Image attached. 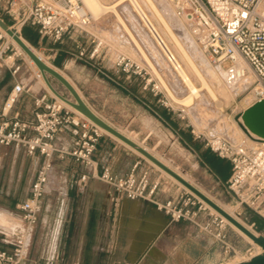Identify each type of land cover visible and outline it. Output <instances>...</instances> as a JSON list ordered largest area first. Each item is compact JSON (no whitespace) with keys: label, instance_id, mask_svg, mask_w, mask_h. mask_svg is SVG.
Masks as SVG:
<instances>
[{"label":"crops","instance_id":"1","mask_svg":"<svg viewBox=\"0 0 264 264\" xmlns=\"http://www.w3.org/2000/svg\"><path fill=\"white\" fill-rule=\"evenodd\" d=\"M24 30L31 34L34 45L47 54L48 59L79 90L87 105L102 119L133 138H141V144L153 135L160 137L168 134L175 137L184 149L196 154L200 164L208 170L212 169L211 172L218 176L220 182L227 181L230 173L223 179L209 161V158L219 161L224 159L218 158L208 149L204 150V146L187 134L186 124L180 115L159 99L150 84L144 88L138 76H127L111 65H99L97 60L78 58L75 45L77 36H65L64 39H74V44L72 40L70 46H67L64 41L53 44L46 38H40L31 26H25ZM35 77V82L29 87L12 76L7 66L0 64V109L13 85L20 82L28 87V92L18 97L9 116L31 119L33 99L46 91L44 84ZM131 101L138 104L134 112L131 109L133 105L128 103ZM115 105H120L124 120H118L110 110ZM74 136L73 130L67 127L58 135L57 146L69 149ZM69 159L75 167L72 171L74 179L67 183L66 188L58 187L63 180L53 176L55 163L61 160L54 159L47 170L38 219L27 234V252L21 264H39L51 258L60 264L219 263V243L191 223L170 222L151 203L120 197L110 186V193L116 200L105 203L107 198L104 194L92 189V185L101 181L91 176L99 174L107 166L113 174L119 176L134 167L136 173L147 170L151 178L159 180L160 187L155 198L160 201L181 192L180 186L158 174L159 170H155V167L151 169L132 150L104 134L98 140L90 163L83 164L73 158ZM5 164L6 189L0 188V241L3 248L10 250L26 229L18 208L29 196L31 185L44 165V157L39 154L28 155L23 148L0 146V172ZM82 174L89 176L86 184L79 181ZM21 184L25 187L20 193ZM58 195L63 196L61 201ZM51 198L55 200V207L51 205ZM49 217L53 219L49 221ZM44 223H48L49 228H37ZM143 228H147L146 235L143 234ZM148 237L151 243L144 246ZM33 243H37L38 251L31 257L30 248Z\"/></svg>","mask_w":264,"mask_h":264},{"label":"built area","instance_id":"2","mask_svg":"<svg viewBox=\"0 0 264 264\" xmlns=\"http://www.w3.org/2000/svg\"><path fill=\"white\" fill-rule=\"evenodd\" d=\"M168 1L176 16L189 23L193 36L212 64L234 66L239 59L245 62L246 71L254 77L253 102L264 100V0ZM0 11L12 22L9 25L11 30L19 33L24 26H31L40 38H46L53 44L62 42L65 36L79 37L87 33L86 28L93 21L81 0H0ZM154 40L158 43L155 37ZM92 42L94 45L87 50L75 41L78 58L92 61L98 57L102 43ZM10 45L11 42L0 32V64L4 66ZM166 58L170 63L174 59L170 53ZM114 64L127 76L140 77L142 74V69L125 55H118ZM8 69L15 76L19 67ZM26 92L28 87L15 83L2 104L0 146L23 148L28 155L39 154L44 157V165L31 185L29 196L18 208L26 229L10 250L3 248L0 241V264H21L25 259L27 234L38 219L51 162L70 157L83 164L90 163L98 140L104 135L96 125L59 104L47 90L33 99L31 119L9 116L18 97ZM67 127L75 136L71 147L63 149L57 146L56 139ZM204 146L218 158L229 162L230 174L225 187L237 206L264 216V139L258 138L254 147L242 149L223 137L211 136ZM91 177L109 185L120 197L151 203L170 222H189L211 236L220 245L218 264H242L264 254V248L258 245L240 253L237 260L239 251L232 240L229 225L183 188L173 197L161 201L156 199L160 183L158 179L151 178L147 170L136 173L134 167L119 176L106 166ZM88 180L87 174L80 175L82 184ZM39 264L60 263L51 258Z\"/></svg>","mask_w":264,"mask_h":264},{"label":"rangeland","instance_id":"3","mask_svg":"<svg viewBox=\"0 0 264 264\" xmlns=\"http://www.w3.org/2000/svg\"><path fill=\"white\" fill-rule=\"evenodd\" d=\"M100 1L106 6H111L116 3L117 0ZM137 1L140 3L141 7L151 19L155 27H158L157 29L159 33L161 32L160 34L166 39L170 47L173 49L174 47L169 37L165 32H163L159 22L157 21L149 7L146 5V3L143 0ZM154 2L157 7L165 13L167 19L172 25L175 34L180 39V41L183 43L186 42L184 44L188 46L187 49L190 52H193L195 48L196 51H200L201 53V50L199 49L195 38L191 34L188 25L173 15L169 7L167 6L165 0H154ZM117 15L120 16V18L125 23L126 27L132 32L137 42L140 44L143 51L146 53L150 61L157 69L158 73L160 74L161 78L163 79L171 93L178 99H182L184 96H186L188 93L187 88L184 86L181 79L178 77L176 71L173 70L171 64L169 62L167 63L165 55L162 51H160V47L146 28L141 16L138 12H136L135 8H133V5L130 3L129 0H123L118 5H116L115 12L113 10H105L97 18H93L92 24L86 28L87 33H83L81 37H77L75 41L81 43L87 50H90L91 47L94 45L92 41H100L102 44L99 49V55L96 59H94L97 60V63L99 65H111L113 68H116L114 63L116 61L117 56L120 54L125 55L133 63L137 64L142 69L140 79L143 84H150V86L154 88V91L157 93L159 99H161L162 102L166 106H168V108H170L175 114H179L180 117H183V119L181 120L186 124L185 128L187 129V134L190 135L192 138H195L202 146H204V143L207 138H210L211 136H219L225 138L233 144H236L237 146L239 145V147L241 148L243 147V145L246 144L247 149L253 147L252 145H250V143H247V139L249 136L242 132V129L239 127L238 121L241 112L247 107H249L254 101L252 94L253 83L250 85H246V87H244L241 91L238 92L234 91V89H232L233 86L229 83H227L228 86L223 85L221 79H224L226 76V80H228L229 78V81L231 79H235L233 73L231 74V67L214 65L210 62L209 57L207 55L201 53L200 57L202 58L203 55L202 59L204 61H202L199 56L196 57V61L199 63V65H203L204 63L203 67L201 65L200 67L202 68V71L209 85L212 87V90L214 91L217 99L213 100L209 96V94H206L207 92L201 90L199 97L194 99L195 101H193V104L191 106H185L180 102L176 103L171 98L169 92L163 86L162 82H160L158 76H156V74L152 71L151 66L145 60L142 52L135 46L132 38L129 36L122 22L119 21ZM0 17L6 23H8V25H12V22L8 19L6 15L0 14ZM19 33L23 38L22 30H20ZM186 39L189 40L186 41ZM26 41L32 48H34L40 54V56H42L43 59H45L54 68L58 69L54 66L51 60L48 59L47 54L43 53L41 50H39V48H37L34 44L30 43L28 40ZM63 41L64 45L66 44L67 46H70V41H72L74 44V39L68 38L64 39ZM188 42H190L191 44L189 43L188 45ZM196 51H194L193 54ZM8 55H11L13 58L11 62L6 61ZM177 56L181 60V57L178 54ZM4 63L6 64L5 66H8V68H11L12 66L13 68L17 66L19 67V70L17 71L15 76L18 80H21L24 85H28L29 87H31V84L35 82V75L37 73L36 66H31L25 56L17 53V50L14 49L11 45L10 50L6 53ZM219 67L222 70H218ZM187 71L194 84L196 86H199L200 83L197 77L194 76L189 70ZM116 75L118 76L119 74ZM49 80L53 87L60 94L65 97H69V93L63 88L60 83L50 77ZM38 81L44 84L41 78L38 79ZM224 86L226 89L224 88ZM128 103H130V105H133V107L131 106V109L134 112L136 109H134V107H138V104L134 101ZM110 110L112 111V113L115 114V117L118 120H124V116L122 115V111L120 110V105L110 107ZM154 129L157 130V128ZM135 138L140 142L142 141L141 138L134 137V139ZM143 144L146 146V148H150L154 152V154L163 159L172 168L177 170L184 177H186L188 180L198 186L202 191H204L206 194H208L226 209L233 212L252 230H254L260 238L264 239V216L250 209L238 207L233 196L226 190L225 183L220 182V180L217 178V175L214 176V174L211 172L212 169L208 170L204 165L200 164L198 162V157L196 156V154L191 153L187 149H184L175 137H172L168 134H162L160 137L153 135L148 139L147 142H143ZM205 149L206 148L204 146V150ZM134 154L138 158L141 157L135 152ZM69 158L70 157L59 159L61 161L55 163V174H53V176L58 177V179L61 178L63 180L62 184L58 185V187L66 188L67 183L70 180L74 179V177L72 176V171L75 169V167L74 164L71 163ZM142 160L144 161L145 159L143 158ZM209 161L212 167L218 169V171L220 172V176L223 179L228 176V174L230 173V164L227 160L219 161L215 158H209ZM146 164L151 169H154V167H152L147 161ZM6 167L7 165L5 164L4 169L0 172V188L4 187L5 189V181L7 175ZM157 172L158 174H162L164 178L170 180L175 184L174 181L164 175L160 170ZM23 177V181H25L26 173L23 174ZM24 187V184H21L19 186L20 193L23 192ZM92 189L97 190L101 194H104V196L107 198V201L105 203H110L111 201L116 200V198H113V196L110 194L106 184L102 182H98L96 185H92ZM58 199L61 201V199H63V196L58 195ZM51 202L52 207H55L56 204L53 198H51ZM118 202L119 200L117 199V206ZM51 219H53V217L48 218L49 221ZM258 227H260L261 229L258 230ZM37 228H49V226L48 223H44L42 225H38ZM135 229L136 228H134V230ZM146 231L147 230H143V234L146 235ZM230 231L232 240L236 243L237 249L239 251V254L236 256L237 260L240 257V253H244V251L248 249L256 248L253 244L247 242L232 228L230 229ZM148 243H150V241H145L144 246L145 244L149 245ZM37 251V243H33L30 248L31 257L33 255H36Z\"/></svg>","mask_w":264,"mask_h":264},{"label":"bare ground","instance_id":"4","mask_svg":"<svg viewBox=\"0 0 264 264\" xmlns=\"http://www.w3.org/2000/svg\"><path fill=\"white\" fill-rule=\"evenodd\" d=\"M82 3L84 4L85 8L87 9V11L90 13L92 19L97 18L102 12H104L105 10H113L115 12V6L118 5L121 1L123 0H117L116 3H114L111 6H106L104 5L100 0H81ZM130 3L133 5V8H135L136 12L139 13V15L142 18L143 23L145 24V26L147 27L148 31L150 32V34L153 36V38L155 37V39L157 40V44L160 47V51L163 52V54L165 55H169V53L173 56L174 59L171 60V66L173 67V70L176 71L178 77L181 79L182 83L184 84V86L187 88L188 93L186 96H184L182 99H178L176 98L171 91L169 90V88L167 87V85L165 84V82L163 81V79L161 78L160 74L158 73L157 69L155 68V66L153 65V63L150 61L149 57L146 55V53L143 51L142 47L140 46V44L137 42L136 38L134 37V35L132 34V32L126 27L125 23L123 22V20L120 18V16L117 15L119 21L122 22V24L124 25L125 29L127 30L129 36L132 38L135 46L142 52L145 60L149 63V65L151 66L152 71L156 74V76H158V79H160V82H162L163 86L167 89V91L169 92L171 98L177 103L180 102L181 104L185 105V106H191L193 104V101H195V98L199 97L200 91L204 90L205 92H207L206 94H209V96L213 99L216 100V95L214 93V91L212 90V87L209 85L203 71L202 68L200 67L199 63L196 61V57H200L201 53L205 54L199 43L197 42L200 51H196L195 48L193 50L196 51L194 54L193 52L189 51L187 49V45H185L184 43L186 42H181L180 39L177 37V35L175 34L172 25L170 23V21L167 19L166 15L164 12H162L157 5L155 4L154 0H143L146 5L149 7V9L151 10V12L153 13V15L155 16V18L157 19V21L160 24L161 29L163 30V32H165L167 34V36L169 37L171 43L173 44V49L170 47V45L168 44V42L166 41V39L159 33L158 31V27L156 28L155 25L153 24V22L151 21V19L148 17V15L146 14V12L143 10V8L141 7L140 3L137 0H129ZM167 6L169 7L170 11L173 13V15L176 18H179L178 16H176L174 9L172 7V5L170 4V2L168 0H165ZM166 11V10H164ZM168 11V9H167ZM167 13V12H166ZM116 16V14H115ZM180 20H182L185 24L188 25L189 30L191 32L190 29V25L188 22H186L184 19L179 18ZM135 28V26H134ZM141 29V27H140ZM136 30V29H135ZM0 32L8 39V41L11 42L12 46L14 49L17 50V53L22 54L25 56V58L27 59L28 63L31 66H36L34 64V62L31 60V58L21 49V47L19 46V44L8 34H6V32L4 30H2L0 28ZM17 34L18 31H16ZM163 34V33H162ZM192 34V32H191ZM193 35V34H192ZM194 37V36H193ZM195 38V37H194ZM160 39L162 40V42L164 44H160ZM20 40L38 57L40 58L46 65L50 66L51 68H54L52 65H50L45 59L42 58V56H40V54L34 49L32 48L29 43L21 37L20 35ZM189 39H186V41ZM191 40V39H190ZM192 42V41H191ZM190 42H188L187 44L189 45ZM191 44V43H190ZM197 46V47H198ZM16 47V48H15ZM198 49V50H199ZM177 54L181 57V60L178 58ZM206 55V54H205ZM203 58V55H202ZM200 57V59H202ZM12 56L8 55L7 57V62H11L12 61ZM167 63L168 60L167 58H165ZM198 59V60H200ZM202 61H204L202 59ZM167 65V64H166ZM204 65V63H203ZM203 65H201L203 67ZM231 67V74L233 73L234 76V80L233 81H229L226 80V77L224 79H221V82L223 85L228 86L227 83L231 84L233 86L232 89H234V91L238 92L241 91L244 87H246V85H250L253 83L254 77L251 74L250 71H246L247 69V65L245 64V62H243L241 59H239L236 64L234 66H230ZM37 68V67H36ZM56 69V68H54ZM59 73H61L58 69H56ZM189 70L194 76L197 77V79L199 80V86H196L194 84V82L192 81L188 71ZM211 70V69H210ZM218 70H222L220 67L218 68ZM208 71V70H207ZM229 71V70H228ZM36 76L37 78H41L43 83L45 84L40 72L38 71V69L36 70ZM227 72V71H226ZM241 72H243V74H241ZM175 73V72H174ZM210 73V71H209ZM62 74V73H61ZM229 74V73H228ZM67 80L68 78L62 74ZM227 75V74H226ZM48 76V75H47ZM230 77V75H229ZM49 79V76H48ZM69 81V80H68ZM70 82V81H69ZM71 83V82H70ZM72 84V83H71ZM73 85V84H72ZM224 86V88H225ZM45 89H47V91L57 99L58 103L71 109L73 112H75L80 118L86 119L89 122L93 123L92 121H90L88 118H86L82 113H80L79 111H77L76 109L72 108L70 105H68L66 102H64L63 100L57 98L56 96H54V94L48 89V87L45 84ZM73 87L76 89V91L78 92V94L80 95V97L82 98V100L84 101L83 96L80 94L79 90L73 85ZM226 89V88H225ZM85 102V101H84ZM86 103V102H85ZM87 105V103H86ZM88 106V105H87ZM89 107V106H88ZM90 108V107H89ZM91 109V108H90ZM92 110V109H91ZM245 110V109H244ZM243 110V111H244ZM93 111V110H92ZM242 111V112H243ZM241 112V113H242ZM95 113V112H94ZM96 114V113H95ZM241 115V114H240ZM100 117V116H99ZM101 118V117H100ZM239 121V127H240V123L242 122L241 116L238 119ZM107 122V121H106ZM109 123V122H108ZM94 124V123H93ZM110 124V123H109ZM95 125V124H94ZM111 125V124H110ZM98 127V126H97ZM100 129L101 132H103L104 134L109 135L111 138H113L114 140H117L118 142H121L122 144H124L126 147H128L129 149H131L132 151H134L135 153H137L138 155H140L136 150H134L133 148L129 147L127 144L123 143L122 141H120L119 139H117L116 137H114L113 135L109 134L107 131H105L104 129L98 127ZM241 128V127H240ZM242 129V128H241ZM122 134H124L125 136H127L129 139H131L132 141L136 142L138 145L144 147L146 150H148L152 155H154L156 158H158L160 161H162L164 164H166L168 167H170L172 170H174L176 173H178L180 176H182L185 180H187L189 183H191L193 186H195L199 191H201L204 195H206L210 200H212L216 205H218L220 208H222L225 212H227L231 217H233L238 223H240L243 227H245L247 230H249L252 234L258 236V234L252 230L246 223H244L239 217H237L233 212L229 211L228 209H226L224 206H222L220 203H218L216 200H214L212 197H210L208 194H206L204 191H202L198 186H196L194 183H192L190 180H188L186 177H184L181 173H179L177 170H175L174 168H172L168 163H166L163 159H161L160 157H158L156 154L152 153L148 148H146L143 144H141V142L137 141L136 139L132 138L131 136H129L127 133L120 131ZM243 133L247 134L249 137L247 139V143H250V145H252L253 147L256 145L258 137H256L254 134L252 133H246L244 130H242ZM230 142V141H229ZM231 143V142H230ZM243 143V142H242ZM246 143V142H245ZM233 144V143H232ZM236 145V144H234ZM247 145V144H246ZM243 145L242 149H247V146ZM239 146V145H238ZM142 158H144L142 155H140ZM148 163H150L153 167H155L156 169L160 170L164 175H166L168 178H170L172 181H174L176 184H178L180 187H182L183 189H185L187 192H189L190 194H192L194 197H196L201 203H203V205L208 208L211 212L217 214L218 216H220L212 207H210L208 204H206L204 201H202L200 198H198L197 196H195L193 193H191L187 188H185L182 184H180L178 181H176L173 177H171L170 175H168L167 173H165L164 171H162L160 168H158L156 165H154L152 162H150L148 159L144 158ZM109 189L110 192V188L109 185H106ZM111 194V193H110ZM112 195V194H111ZM224 222H226L235 232H237L240 236H242L247 242L253 244L256 248H257V244L254 243L252 241V239H250L246 234H244L240 229H238L236 226H234L233 224H231L228 220H226L224 217L220 216ZM159 230V228H157ZM142 230H147V228H143ZM154 230V229H153ZM156 231V230H155ZM154 232V231H153ZM148 233H150L148 231ZM157 233V232H156ZM147 234V231H146ZM153 234V233H152ZM157 235V234H156ZM153 237V236H152ZM172 239V238H171ZM146 241H151L148 237V239ZM166 242V241H165ZM168 242V241H167ZM171 242V241H170ZM169 242V243H170ZM151 243V242H150ZM171 245V243H170ZM170 247V246H169ZM171 248V247H170ZM173 250V249H172ZM171 251V250H170ZM239 257V256H238Z\"/></svg>","mask_w":264,"mask_h":264},{"label":"water","instance_id":"5","mask_svg":"<svg viewBox=\"0 0 264 264\" xmlns=\"http://www.w3.org/2000/svg\"><path fill=\"white\" fill-rule=\"evenodd\" d=\"M0 28L6 32L9 36H11L21 47V49L31 58V60L36 65L38 71L40 72L46 86L48 89L56 96L57 98L63 100L72 108L76 109L80 113H82L86 118L92 121L96 126L104 129L109 134L113 135L123 143L127 144L129 147L136 150L140 155L144 158L148 159L162 171L173 177L176 181L182 184L185 188H187L191 193L200 198L210 207H212L220 216L224 217L231 224L240 229L244 234H246L254 243L260 245L264 248V239L260 238L252 234L249 230L243 227L240 223H238L233 217H231L227 212H225L222 208L216 205L212 200H210L206 195H204L201 191H199L195 186L185 180L182 176L152 155L148 150L144 147L138 145L136 142L129 139L127 136L122 134L118 129L110 125L104 119L100 118L97 114L94 113L82 100L76 89L73 85L56 69L51 68L46 65L40 58H38L21 40L20 34H17L16 31L11 30L8 23H6L0 17ZM53 78L58 83H60L63 88L69 93V97H65L60 94L51 84L48 76ZM242 122L240 123V127L246 133H252L259 139H264V100H258L253 102L249 107H247L241 113ZM242 264H264V254L251 259L250 261L244 262Z\"/></svg>","mask_w":264,"mask_h":264},{"label":"trees","instance_id":"6","mask_svg":"<svg viewBox=\"0 0 264 264\" xmlns=\"http://www.w3.org/2000/svg\"><path fill=\"white\" fill-rule=\"evenodd\" d=\"M25 27V26H24ZM24 27L22 28V36L23 38H25L26 40H28L30 43L34 44L33 38L30 36L31 34L26 32L24 30ZM261 229L260 227H258V230Z\"/></svg>","mask_w":264,"mask_h":264}]
</instances>
